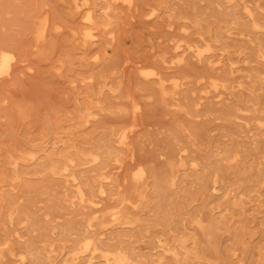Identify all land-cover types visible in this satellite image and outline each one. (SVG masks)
<instances>
[{"label": "rangeland", "instance_id": "obj_1", "mask_svg": "<svg viewBox=\"0 0 264 264\" xmlns=\"http://www.w3.org/2000/svg\"><path fill=\"white\" fill-rule=\"evenodd\" d=\"M0 53V264H264V0H0Z\"/></svg>", "mask_w": 264, "mask_h": 264}, {"label": "bare ground", "instance_id": "obj_2", "mask_svg": "<svg viewBox=\"0 0 264 264\" xmlns=\"http://www.w3.org/2000/svg\"><path fill=\"white\" fill-rule=\"evenodd\" d=\"M195 8H197V7H195ZM231 15V14H230ZM255 19V18H254ZM84 21H86V20H84ZM92 23V22H91ZM257 23V22H256ZM87 32H88V30H87ZM90 39V38H89ZM203 50V49H202ZM203 51H205V50H203ZM3 53V52H2ZM2 53H0V54H2ZM199 54V53H198ZM5 54L3 53V56H4ZM5 56H7V55H5ZM8 57V56H7ZM10 57V56H9ZM2 59H3V57H2ZM5 59V58H4ZM0 60H1V58H0ZM5 61V60H4ZM1 63L3 62L2 60L0 61ZM6 62H9V60L7 61L6 60ZM3 65V64H2ZM5 66L6 67H8V64H5ZM5 66H3V67H5ZM212 83V82H211ZM214 85V84H213ZM214 87V86H213ZM215 88V87H214ZM216 90H217V88H216ZM161 91V90H160ZM163 97V96H162ZM122 139V138H121ZM241 160V159H240ZM239 160V161H240ZM247 163V162H246ZM70 164V163H69ZM72 164H73V162H72ZM195 164V163H194ZM247 165V164H246ZM240 171V170H239ZM241 172V171H240ZM79 190V189H78ZM82 194V193H81ZM81 197H83V196H81ZM90 202V201H89ZM91 203V202H90ZM32 207V206H31ZM118 215V214H117ZM29 227V226H28ZM139 234V233H138ZM92 240H94V239H92ZM87 242V241H86ZM85 242V243H86ZM89 243V242H88ZM87 244V243H86ZM89 246V245H88ZM92 246V245H91ZM85 247V246H84ZM40 250V249H39ZM27 253V252H26ZM31 258V257H30ZM38 261V260H37ZM43 264V263H42Z\"/></svg>", "mask_w": 264, "mask_h": 264}]
</instances>
